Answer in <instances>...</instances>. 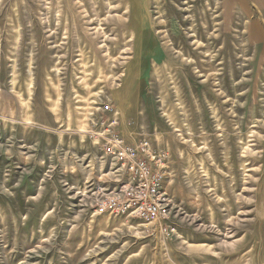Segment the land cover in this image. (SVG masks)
Returning <instances> with one entry per match:
<instances>
[{
	"label": "rangeland",
	"instance_id": "rangeland-1",
	"mask_svg": "<svg viewBox=\"0 0 264 264\" xmlns=\"http://www.w3.org/2000/svg\"><path fill=\"white\" fill-rule=\"evenodd\" d=\"M263 6L0 0V264H264ZM106 127L167 154L175 235L89 206Z\"/></svg>",
	"mask_w": 264,
	"mask_h": 264
},
{
	"label": "built area",
	"instance_id": "built-area-1",
	"mask_svg": "<svg viewBox=\"0 0 264 264\" xmlns=\"http://www.w3.org/2000/svg\"><path fill=\"white\" fill-rule=\"evenodd\" d=\"M102 110L112 111L108 105ZM97 137L104 140L101 152L109 165L103 185L90 192L89 206L98 215L136 218L163 237L175 235L179 209L166 189L167 154L148 138L129 143L107 127Z\"/></svg>",
	"mask_w": 264,
	"mask_h": 264
},
{
	"label": "crops",
	"instance_id": "crops-1",
	"mask_svg": "<svg viewBox=\"0 0 264 264\" xmlns=\"http://www.w3.org/2000/svg\"><path fill=\"white\" fill-rule=\"evenodd\" d=\"M264 7V6H263ZM257 26H263V24H262V22H258V23H256V22H253L252 24H250V26H249V28L251 29V32H252V34L253 35H256V36H258V35H264V29H257Z\"/></svg>",
	"mask_w": 264,
	"mask_h": 264
}]
</instances>
